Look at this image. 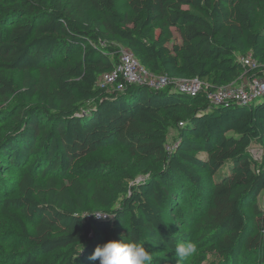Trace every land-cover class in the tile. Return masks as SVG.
<instances>
[{"label": "trees", "instance_id": "1", "mask_svg": "<svg viewBox=\"0 0 264 264\" xmlns=\"http://www.w3.org/2000/svg\"><path fill=\"white\" fill-rule=\"evenodd\" d=\"M173 28L180 42L169 47ZM123 47L151 72L198 77L208 90L237 80L247 54L258 66L245 74L261 76L264 0H0V102L14 96L13 71H22L13 132L0 128V157L21 175L0 209L34 220L20 264H53L38 255L62 250L59 264H99L88 260L94 231L101 244L135 240L162 264H177L173 248L182 241L215 250L221 264L252 257L264 264V207L256 202L264 189V95L212 104L204 92L168 87L108 92L97 79ZM169 126L179 131L171 149ZM104 143L116 151L110 162L73 167ZM256 143L259 161L249 152ZM107 167L114 173L103 182L79 174ZM190 187L197 216L186 231H171L173 199H187ZM92 206L110 218H94Z\"/></svg>", "mask_w": 264, "mask_h": 264}, {"label": "rangeland", "instance_id": "2", "mask_svg": "<svg viewBox=\"0 0 264 264\" xmlns=\"http://www.w3.org/2000/svg\"><path fill=\"white\" fill-rule=\"evenodd\" d=\"M136 20V16L132 13H129L124 17L125 24L132 25ZM156 31H158L159 24H155ZM173 36L170 42L167 44L169 47L173 43L180 42V36L178 31L173 28ZM36 74V71H33ZM13 85L15 87V94L10 98L6 103L0 102V128L4 136L11 134L13 132L14 121L11 118L10 114L13 111H16L21 105L22 101L20 94L22 91V71L15 70L12 75ZM259 100V99H258ZM178 128L175 126H169L167 128V147L171 149L177 140L178 137ZM263 151V145L260 143L252 144L249 148V152L253 158L257 161L260 160L261 154ZM116 151L112 148L110 143H104L100 145L95 151L78 158L74 162V166H77L83 160L90 159H99L105 162H110ZM35 159L30 158L29 162H33ZM0 203L4 197L8 194L13 193L17 190V183L21 175V167L14 166L9 163L8 157H0ZM43 169L40 168L39 172ZM114 173L113 167H107L103 171H94L88 174L83 172L79 173L80 175H87L88 177L96 178L100 181H106ZM204 178V185L209 186V179L206 174L202 172ZM143 174H140L137 177V180L142 179ZM126 181V180H125ZM127 182V181H126ZM131 183V182H130ZM197 196L194 190L189 188L187 192V199L185 200H174V205L170 209V213L174 219V225L171 228V231H186L190 226L192 221L197 216L199 206L197 204ZM256 202L264 207V189L256 198ZM92 214H101L104 213L98 212L91 207ZM17 219L12 218L11 216L5 214L0 209V264H20L26 255V251L29 248V240L33 232V223L32 218L26 217L20 211L15 212ZM94 218L99 219L94 216ZM104 218H110L108 217ZM104 237L98 232L94 231L93 244L95 247L98 244H101ZM186 242V241H182ZM151 255L154 258V264H162L158 260V252L150 251ZM65 255V251L62 250L57 253L51 254H39L38 258L42 261L44 259H49L53 264H59ZM183 264H221V256L212 249L203 248L197 249L196 252ZM242 264H261L255 257L246 258L242 261Z\"/></svg>", "mask_w": 264, "mask_h": 264}, {"label": "built area", "instance_id": "3", "mask_svg": "<svg viewBox=\"0 0 264 264\" xmlns=\"http://www.w3.org/2000/svg\"><path fill=\"white\" fill-rule=\"evenodd\" d=\"M240 61L245 69L237 80L208 90L206 83L198 77L172 78L151 72L139 62L131 50L123 47L119 50L114 67L98 76L97 85L108 92L122 90L129 84L147 86L154 90L168 87L189 96L204 92L207 100L212 104L231 102L250 104L264 95V75L248 76L245 74L248 70L258 66V62L249 54L242 56ZM241 78L243 80H239Z\"/></svg>", "mask_w": 264, "mask_h": 264}, {"label": "clouds", "instance_id": "4", "mask_svg": "<svg viewBox=\"0 0 264 264\" xmlns=\"http://www.w3.org/2000/svg\"><path fill=\"white\" fill-rule=\"evenodd\" d=\"M90 214H86V217ZM97 218L108 217V215L91 214ZM82 217V218H83ZM83 251H79L76 258ZM177 264H183L195 252L196 245L192 242H179L173 248ZM89 261H99V264H154V258L151 253L139 242L121 238L109 240L103 244H98L91 255Z\"/></svg>", "mask_w": 264, "mask_h": 264}, {"label": "water", "instance_id": "5", "mask_svg": "<svg viewBox=\"0 0 264 264\" xmlns=\"http://www.w3.org/2000/svg\"><path fill=\"white\" fill-rule=\"evenodd\" d=\"M129 85H135V84H129ZM125 88H126V87H125ZM125 88H124V89H125ZM124 89H122V90H119V91H123Z\"/></svg>", "mask_w": 264, "mask_h": 264}, {"label": "crops", "instance_id": "6", "mask_svg": "<svg viewBox=\"0 0 264 264\" xmlns=\"http://www.w3.org/2000/svg\"><path fill=\"white\" fill-rule=\"evenodd\" d=\"M244 78V77H243ZM243 78L239 79V80H243Z\"/></svg>", "mask_w": 264, "mask_h": 264}]
</instances>
